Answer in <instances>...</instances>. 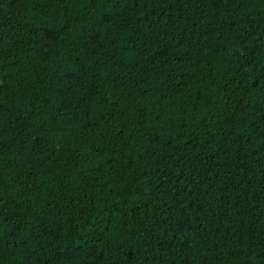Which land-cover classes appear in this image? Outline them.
<instances>
[{"label":"trees","instance_id":"obj_1","mask_svg":"<svg viewBox=\"0 0 264 264\" xmlns=\"http://www.w3.org/2000/svg\"><path fill=\"white\" fill-rule=\"evenodd\" d=\"M0 264H264V0H0Z\"/></svg>","mask_w":264,"mask_h":264}]
</instances>
